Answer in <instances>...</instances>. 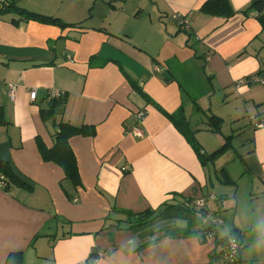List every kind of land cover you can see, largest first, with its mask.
<instances>
[{
  "label": "crops",
  "instance_id": "crops-1",
  "mask_svg": "<svg viewBox=\"0 0 264 264\" xmlns=\"http://www.w3.org/2000/svg\"><path fill=\"white\" fill-rule=\"evenodd\" d=\"M203 1L13 0L0 13V161L16 179L0 185V264H213L233 234V264H264L257 225L243 233L234 220L220 235L215 224L196 227L202 209L191 201L215 214L210 205L226 195L208 192L211 168L224 182L213 160L221 151L200 144L202 160L184 133L196 131L205 75L255 111L253 147L240 159L264 196V84L246 79L264 78V30L252 10L240 12L252 0H229V18L201 12ZM179 109L181 128L170 117ZM59 122L93 130L69 137L78 184L39 152ZM144 210L157 212L134 224Z\"/></svg>",
  "mask_w": 264,
  "mask_h": 264
},
{
  "label": "rangeland",
  "instance_id": "rangeland-1",
  "mask_svg": "<svg viewBox=\"0 0 264 264\" xmlns=\"http://www.w3.org/2000/svg\"><path fill=\"white\" fill-rule=\"evenodd\" d=\"M0 13L3 14V12ZM189 44L192 47V42ZM195 49L197 48L195 47ZM197 54V56H201V53L198 52ZM199 58L202 59V57ZM195 63L198 64L196 61H192L190 68H193ZM202 64L204 65V61ZM204 79V81L203 79L201 80L200 85H208L210 91H203L199 95L195 106L200 107V110L196 109V113L190 117L192 129H196L194 133L195 139L208 152L218 149L223 144V141L228 143L229 146L224 147L221 152L213 157L215 169L217 170L215 174L219 178H224V182L221 183L214 180L215 175L211 168L214 185L208 186V192H216L217 195L226 194L222 197L221 205L209 204L210 207L215 209L214 215L218 218V223L216 222L214 229L219 232V235L226 234L228 230L225 231V228L232 229L234 226L233 221L235 220L237 224L245 226L243 233L251 229V224H254V227L257 225L254 229L261 228L263 230V191H259L258 177L255 176L254 179L252 172L247 169V165L243 164L240 159L242 155L249 153L253 147L254 127L252 125L255 123L256 117L252 121L250 118L253 115L250 114L255 113V111L247 109V103L239 101L240 104L236 102V98H231L229 95L226 96L225 93L217 90V86L214 83H210L211 78L208 79L205 75ZM261 104H264V100ZM259 108L261 110L264 107L260 105ZM188 112H185L187 117L189 116ZM226 135L228 136L227 138H225ZM236 155L237 157L234 158ZM213 160H211L212 164ZM226 174L230 175L232 181L227 179L229 177H226ZM226 201L229 203H226ZM200 218L196 216V220L199 222L196 227L203 229L204 226L210 225L209 222L202 224L199 220ZM247 238L246 234L245 240Z\"/></svg>",
  "mask_w": 264,
  "mask_h": 264
},
{
  "label": "trees",
  "instance_id": "trees-1",
  "mask_svg": "<svg viewBox=\"0 0 264 264\" xmlns=\"http://www.w3.org/2000/svg\"><path fill=\"white\" fill-rule=\"evenodd\" d=\"M12 5L15 6V4L13 3V0H10L9 3H6V4H0V12L4 11L6 8L11 7ZM199 10L208 15L220 16L224 18H229L235 13V10L232 8L229 0H204ZM250 10L254 12L255 17L257 18V20L259 21L261 25V29L264 30V0H252L251 3L240 12L247 13ZM44 17L45 18L43 20H47V21L56 20L55 18H51L49 16H44ZM246 79L248 82L250 81L254 82L253 80H251L252 76H249ZM131 83L135 89H138L137 92L139 94L144 96L148 101L152 102V99L149 98L146 95V93L143 92L141 88L138 87L136 82L131 80ZM170 117L173 119L174 123L179 128H181V124L184 125V120H183L184 117H183V113L181 109H179L174 115L170 114ZM57 128L58 129H56V131L53 134V144L50 147L45 146L44 143L41 142L40 140L37 141L39 152L44 160L53 161L59 164L63 168L65 176L69 178L72 182L78 184L80 182V178H79V173L77 170L74 153L69 144V137L73 134L89 135L93 133V130L88 125L76 126L68 122H59L57 124ZM184 133L189 143L192 145V147L196 151L198 157L203 160L204 159L203 149L200 146V144L197 142V140L195 139L193 133L189 131L187 127L185 128ZM226 145H227L226 142L223 143L218 149L213 151L211 154L213 155L221 151L224 147H226ZM0 174L3 175V183H4L3 186L4 187H6L8 180L16 181L15 176H14L15 174L10 168V165L5 161H0ZM185 202H189V199ZM180 205H185V204L180 203ZM156 212H157L156 210H144L140 213H135L136 218L133 220V222L134 224H141L143 222H147L155 216ZM187 212L195 216L196 208L195 207L193 209L187 208ZM199 212L200 211H198V213ZM203 212L204 210H202V214ZM209 228H211V224L206 227V229H209Z\"/></svg>",
  "mask_w": 264,
  "mask_h": 264
},
{
  "label": "built area",
  "instance_id": "built-area-1",
  "mask_svg": "<svg viewBox=\"0 0 264 264\" xmlns=\"http://www.w3.org/2000/svg\"><path fill=\"white\" fill-rule=\"evenodd\" d=\"M10 0H0V4H6L9 3ZM177 20L179 22V24L181 25V27H187V20H185L182 17H177ZM156 70H158L157 67H155ZM254 82L260 83V84H264V78H259L258 76H253L252 79ZM10 87V91L13 89V85H9ZM61 94L60 90L57 89H52L49 92L50 97H57ZM10 95L13 96V90L10 92ZM36 95V90L35 89H31L29 91V97L30 99H34ZM143 116V112L139 111L135 114V118L136 119H140ZM258 126H262L263 123L262 121L257 123ZM0 185H4L3 183V175L0 174ZM191 203H193L195 206L200 207L202 210H204L203 214L201 215V219L203 223H208L211 225L216 224V222L218 223V218L214 215V213H212L211 211L207 210L205 207V203H204V199L200 198L195 200L194 202L191 201ZM226 247L223 251H221L219 257L214 261L213 264H233L236 260L237 254H238V250H239V244H238V240L235 236L230 235L229 237H227V241H226Z\"/></svg>",
  "mask_w": 264,
  "mask_h": 264
}]
</instances>
